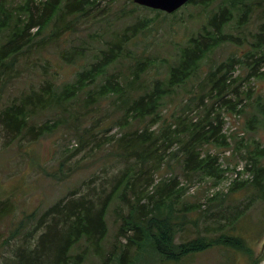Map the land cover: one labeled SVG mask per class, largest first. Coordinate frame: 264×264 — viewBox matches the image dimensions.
Wrapping results in <instances>:
<instances>
[{
    "label": "trees",
    "instance_id": "trees-1",
    "mask_svg": "<svg viewBox=\"0 0 264 264\" xmlns=\"http://www.w3.org/2000/svg\"><path fill=\"white\" fill-rule=\"evenodd\" d=\"M115 1L108 0V5ZM216 1L224 3L219 4L202 29L181 47L177 60L169 64L167 76L149 82L144 75L159 59L132 47L153 26V18L136 12L139 8H150L132 1L133 8H123V17H131V22L109 36L100 31L90 32L91 40L97 43L92 47L90 41L80 40L78 36L77 44H69L68 37L77 32L78 24L91 18L97 21L95 17L100 15L94 12H103L102 0H0L3 147L8 148L24 138L34 142L60 128H68L80 142L68 155H75L92 144L96 148L111 144L113 161L121 163L115 173L112 166H107L108 169L104 166L107 176L103 180L92 177L83 182V188L82 184L76 186L52 204L20 215L9 227L8 236L0 240V246L6 249L1 254V264H85L92 257H95L93 264H139L132 248L135 251L151 248L164 260H180L213 245L246 251L249 264H259L264 259V249L260 256L254 257L251 248L244 247V238L226 232L228 226L236 228L249 203L264 199L261 161L264 148L256 140L245 142L244 137L238 140L234 136V151L245 149V157L251 161L247 160L236 171L228 169L229 166L223 168L219 162L221 151L230 147L222 129L223 113L242 116L255 99L257 112L248 119V130L264 119L263 99L261 95L255 96L252 87L253 80H264V0H190L187 4H196L206 11ZM153 11L176 16L179 9L172 14ZM235 18L239 29L256 21V30L250 36L245 31L244 35L226 32V26ZM61 40H66V44L58 50L57 61L51 63L42 53L60 45ZM245 41L249 52L230 56L205 73V84L201 85L198 97V102L205 106L203 116L195 121L190 118L189 112L193 110L189 104L182 114H164L167 103L179 88L197 77L201 61L211 50L224 43L241 46ZM94 51V60L89 61L88 55ZM78 64L80 68L63 82L45 77L36 85L16 87L15 92H10L13 94L6 95L25 71L42 66L44 76L49 71L53 73L55 68ZM237 66H245L246 71L235 75ZM110 68L114 69L110 71ZM206 97L212 99L211 103L206 102ZM104 100L110 102L101 109ZM107 109H112L117 116L113 117ZM47 111L51 114L40 119ZM156 125L160 128L152 129ZM115 126L124 132L105 138ZM103 131L106 134L98 138ZM174 145H178L177 150H171ZM170 157L181 159L182 174L188 179L197 176L199 181L211 178L214 183L224 182L227 173L235 171L234 178L226 190H221L226 192L223 196L210 194L206 207L184 201L182 195L188 188L180 186L179 175L172 173L154 183L155 173ZM65 163L62 160L61 171ZM250 171H253L252 178L244 179L243 175ZM69 176L70 173L64 174L65 178ZM141 179L142 187L138 185ZM153 185L154 190L148 191ZM242 189L254 193L242 208L223 214L217 210L226 202V197ZM112 207H115L117 245H120L119 252L113 256L114 263L104 249ZM15 210L16 204L10 198L0 199V223ZM191 212H199L202 218H191ZM205 217H213L215 223L205 225L204 231L200 220ZM220 218L227 221L220 222ZM187 223L194 225L195 236L177 242V232H185Z\"/></svg>",
    "mask_w": 264,
    "mask_h": 264
},
{
    "label": "rangeland",
    "instance_id": "rangeland-1",
    "mask_svg": "<svg viewBox=\"0 0 264 264\" xmlns=\"http://www.w3.org/2000/svg\"><path fill=\"white\" fill-rule=\"evenodd\" d=\"M133 0H117L108 5V0H102V11H96L94 14L97 21L91 18L85 23L77 25L79 27L77 32L68 37L69 44H77L76 37L80 40L86 39L90 41V46L97 43L91 40L89 36L90 32L100 31V34L109 36L112 32L121 29L126 24L131 22V17H123V11L125 7L128 9L133 8ZM132 3V4H131ZM223 1H216L208 10H204L203 7L196 4H187L179 9L176 16H166L165 14H158L153 9H141L139 8L136 13L141 15H147L149 18H153V26L149 31L142 34L139 39L136 40L132 49L142 53L145 52L151 55L153 58L159 59L155 62L151 68L144 75L147 81L155 78L164 79L168 74L169 64H172L179 55L181 47H183L189 40L191 35H196L201 29L203 24L207 21L209 15L218 9L219 4H223ZM136 4V3H135ZM138 5V4H137ZM139 6V5H138ZM143 7V6H140ZM144 8V7H143ZM237 19L231 21L225 28L226 32L234 34L244 35V31L247 32V36H250L257 28L256 21H251L246 28L239 29L237 26ZM34 29L33 31H35ZM66 44V40H61L60 45H55L48 49H45L42 53L44 58L54 63L58 59V50ZM250 51L247 41L243 45H235L232 43H224L213 50H211L207 56L201 61V69L197 77L189 80L184 86L179 88L176 95L167 103L164 114L170 115L173 112L178 114L184 113V107L186 104L190 105V109L193 112L190 113V118H194V121L203 116L205 113V106L198 102V97L201 94V85L205 84L203 78L205 73L212 67H215L220 62L228 59L230 56H243ZM95 51L88 55L89 61L94 60ZM83 62V61H81ZM46 63V61H45ZM128 62L124 64V69L127 68ZM78 65H65L63 68H55L53 73L50 71L43 76L44 69L42 66L35 67L31 72H24L20 78H18L13 86L6 92V95L13 94L15 88H23L28 85H36L40 80L45 77H49L55 81L63 82L68 77L72 76L79 68ZM116 67V66H115ZM114 67V68H115ZM238 69L234 73L245 72V66H237ZM114 68H110L112 71ZM264 70V68H263ZM43 76V77H42ZM42 77V78H41ZM253 92L255 96L261 95L264 103V80H253L252 82ZM242 89H244L242 87ZM207 91V87L206 90ZM206 102L211 103L212 99L205 98ZM255 99L251 100L246 112L242 115L230 116L223 113V125L222 129L228 136L230 147L226 151H221L219 154V162L222 167L229 166L230 170H237L244 166L249 158L245 157L246 151H234L236 145L234 136L237 139L244 137V141L256 140L260 142V148H264V119L262 122L256 123L253 130H248L247 123L252 113L257 112L254 108L256 104ZM110 100H104V104L101 109L106 108ZM254 102V103H253ZM186 111H189L186 110ZM106 112H111L115 117L117 114L112 109H107ZM51 113L47 111L40 119H45ZM104 119V118H103ZM116 122H112L114 124ZM160 126H153L152 129L158 130ZM104 132V131H103ZM124 132V129H120L117 126L113 127L108 134L102 133L98 138L106 134L105 138L111 135H119ZM245 132V133H244ZM4 138L0 137V199L10 198L16 204V210L8 215L0 223V240L8 236V230L11 224L20 216L25 213L32 212L37 208H44L61 196H64L70 189L76 188L82 184V188L85 186L84 181H88L90 178L98 176L97 180H103L107 174L103 172L104 166H112L111 170L114 173L121 167L120 162L113 161L111 154V144H101L102 148H96L95 144L89 147H83L77 154L68 155L73 150L79 147L78 136L68 128H60L55 133L45 136L37 141L31 142L26 138L22 140H16L10 147L4 148L2 145ZM92 143V142H91ZM89 143V144H91ZM178 145H174L171 150H177ZM206 148V147H205ZM213 153V151H210ZM68 156V157H67ZM66 160L65 165L62 167L61 162ZM264 163V155L262 158ZM120 163V164H119ZM124 164V161H122ZM117 165H120L118 167ZM77 166H79L77 168ZM70 173V176L65 178L64 174ZM110 172L109 174H112ZM175 173L179 175L180 186L187 187V193L182 195V200L200 203L203 207L207 206L209 202L210 194L215 192L223 196L226 192L228 182L218 181L213 182L211 178L205 181H199L195 176L193 179H188L182 174V163L179 157L168 159L167 163L161 167V169L154 175V183L159 182L161 179ZM113 175V174H112ZM253 171L246 172L243 178H252ZM142 179L138 185L141 186ZM142 187V186H141ZM154 185L148 188V191L152 192ZM253 192L250 189H242L232 197H226L225 203L217 210L220 213H228L237 208H242L252 196ZM231 198V199H230ZM143 202H146L145 200ZM202 207V208H203ZM115 207H112L108 215L109 234L104 243V249L107 254H111L113 257L115 253L120 250V245H117V226L118 222L116 214L114 212ZM240 211V210H239ZM191 218L200 217L199 212H191L189 214ZM202 218V217H200ZM213 220V221H212ZM220 222L227 220L219 219ZM211 223L213 225V217H205L200 220V224L205 231V225ZM185 232L178 231L176 236L177 242H182L185 239L192 238L196 234L194 225L187 223L185 225ZM216 234L218 231H216ZM226 232L229 234L237 235L246 240V245L251 248V252L255 256H260L264 249V199H256L254 202L249 203L247 211L240 217L236 223V228L231 229V226L226 227ZM188 233V234H187ZM214 235V234H212ZM126 241L125 237L121 238ZM6 249L0 246V258L2 252ZM134 257L139 264H249L250 257L240 249L229 247L226 245H213L201 251L192 252L187 254L180 260H164V258L156 253L151 248H142L138 251L132 248ZM132 254V255H133ZM94 258L91 261H87L85 264H93ZM113 263L116 258L113 257ZM99 263V260H96ZM1 264V259H0ZM260 264V263H259Z\"/></svg>",
    "mask_w": 264,
    "mask_h": 264
},
{
    "label": "water",
    "instance_id": "water-1",
    "mask_svg": "<svg viewBox=\"0 0 264 264\" xmlns=\"http://www.w3.org/2000/svg\"><path fill=\"white\" fill-rule=\"evenodd\" d=\"M189 1L190 0H133V2L139 6L163 11L168 14L177 11Z\"/></svg>",
    "mask_w": 264,
    "mask_h": 264
},
{
    "label": "built area",
    "instance_id": "built-area-1",
    "mask_svg": "<svg viewBox=\"0 0 264 264\" xmlns=\"http://www.w3.org/2000/svg\"><path fill=\"white\" fill-rule=\"evenodd\" d=\"M235 171H236V170H235ZM235 171H233V172H228V173H227V179H226V181L228 182V184L230 183V181L233 180ZM235 176H236V175H235ZM260 264H264V259H262V260L260 261Z\"/></svg>",
    "mask_w": 264,
    "mask_h": 264
}]
</instances>
